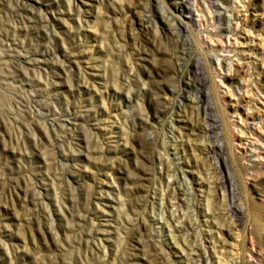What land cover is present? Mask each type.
I'll use <instances>...</instances> for the list:
<instances>
[{
    "label": "rangeland",
    "instance_id": "1",
    "mask_svg": "<svg viewBox=\"0 0 264 264\" xmlns=\"http://www.w3.org/2000/svg\"><path fill=\"white\" fill-rule=\"evenodd\" d=\"M0 264H264V0H0Z\"/></svg>",
    "mask_w": 264,
    "mask_h": 264
},
{
    "label": "bare ground",
    "instance_id": "2",
    "mask_svg": "<svg viewBox=\"0 0 264 264\" xmlns=\"http://www.w3.org/2000/svg\"><path fill=\"white\" fill-rule=\"evenodd\" d=\"M247 38H248V36L244 37V39H247ZM251 40L253 41V39H251ZM234 42L238 44V43H241L243 41H241V39L235 38V41Z\"/></svg>",
    "mask_w": 264,
    "mask_h": 264
}]
</instances>
